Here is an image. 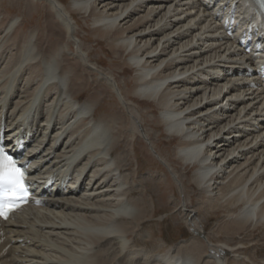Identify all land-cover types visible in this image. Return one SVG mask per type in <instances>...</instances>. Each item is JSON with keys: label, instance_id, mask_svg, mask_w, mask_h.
Returning a JSON list of instances; mask_svg holds the SVG:
<instances>
[{"label": "bare ground", "instance_id": "bare-ground-1", "mask_svg": "<svg viewBox=\"0 0 264 264\" xmlns=\"http://www.w3.org/2000/svg\"><path fill=\"white\" fill-rule=\"evenodd\" d=\"M43 1L44 27L24 30L23 18L7 14L0 0V129L6 145L25 136L29 178L35 194H45L44 206L1 222L0 264H122L124 255V264H229V255L240 257L244 244L197 239L202 231L186 199L181 207L194 237L160 253L138 247V225L153 203L133 196L140 189L123 171L135 138H147L131 100L150 102L155 124L169 140L177 137L173 156L193 164L191 181L216 209L226 210L224 236L242 234L249 225L248 236L257 227L264 235V79L252 55L225 34L216 1ZM247 1L237 0L238 23ZM77 13L121 57V68L132 70L129 101L110 75L98 73L99 85H91L95 68L73 34ZM102 82L125 113L116 104L97 111ZM125 131L130 135L114 154ZM170 172L182 194L181 179ZM46 179L54 180L51 191L43 188Z\"/></svg>", "mask_w": 264, "mask_h": 264}, {"label": "rangeland", "instance_id": "rangeland-1", "mask_svg": "<svg viewBox=\"0 0 264 264\" xmlns=\"http://www.w3.org/2000/svg\"><path fill=\"white\" fill-rule=\"evenodd\" d=\"M62 1L66 3L68 0ZM1 6L10 16L23 18L24 30H27L29 27H44L48 8L46 2L43 0H2ZM74 19L76 22L73 24V34L78 42L81 43V51L87 55L89 64L96 71L90 72V78H92V81L90 80L91 85H99L97 83L99 81L97 78L98 73L110 75L118 84L125 101H129L125 97V88L131 85L128 77L132 73V70L127 67L121 68V57L111 53L112 49H110L106 40L100 39V37L94 34L91 28V20L88 17L83 18L81 13H77L74 14ZM43 34L47 36L46 32H41V35ZM102 84L104 85L103 82ZM103 85L99 91L100 97H103L102 103L100 102L101 105L97 111L107 112V109L104 108H109L110 105L116 104L118 110L125 113L126 110L122 107L116 93L109 86ZM89 87L91 86L89 85ZM90 90L88 88L85 91H81L78 94V98L80 100L84 99ZM131 101L134 105H137V109L142 113V127L146 131L147 138L139 135L135 138L132 148L133 154L129 155L128 158V161L131 162L130 167L125 163L123 171L128 174L131 173L130 181L132 180L133 184L137 183V187L142 190L133 189V196L137 197L139 195L153 203L152 212L150 210L148 214L150 217L146 216V218L140 220L141 224L139 223L138 225L136 232L143 239V241H137L138 247L141 248L143 246L142 249L146 251L160 253V251L164 252L171 245L194 237L192 230L187 225L190 222L187 210L191 209L196 212L195 216L199 223L198 228L202 231L201 235L196 236L200 242L218 243L223 239L227 240L230 245L232 244L231 246L238 243L244 244L243 250L241 249V256L239 254L240 257L236 258L233 255H229V264H264V235L262 227H257L254 230L253 236H248L251 231V225H249L245 230L246 232L238 235L231 234V238H226L222 230H220L221 225L226 220V210L216 209V203L207 201L208 197L201 194L196 185L191 181V174L195 168L193 164L179 161L173 156V148L177 142V137L169 140L163 131V126L155 124L154 115L157 113V110L150 102L143 101L139 103L136 99ZM126 134L130 135L128 131H125L121 145L116 146L117 149L114 150V154L123 148V139ZM115 135L119 136L118 130L115 131ZM135 167L137 172H134ZM170 169H172L173 173L178 174L182 185H184L182 194L178 189L181 187H177L175 184ZM241 183L242 180L237 185ZM140 192H142L141 195ZM181 199H186L187 210H182ZM238 209L235 210L238 211ZM121 259L120 262L124 264L129 260V257L124 255Z\"/></svg>", "mask_w": 264, "mask_h": 264}, {"label": "snow or ice", "instance_id": "snow-or-ice-1", "mask_svg": "<svg viewBox=\"0 0 264 264\" xmlns=\"http://www.w3.org/2000/svg\"><path fill=\"white\" fill-rule=\"evenodd\" d=\"M264 8V0H257ZM26 173L14 156L0 148V218L25 204L30 192L25 183Z\"/></svg>", "mask_w": 264, "mask_h": 264}]
</instances>
